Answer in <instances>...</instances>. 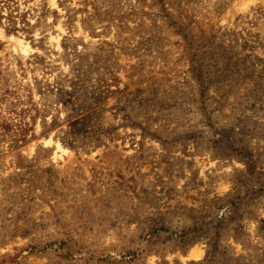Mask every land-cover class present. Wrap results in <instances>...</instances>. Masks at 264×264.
I'll return each mask as SVG.
<instances>
[{"label":"clouds","instance_id":"obj_1","mask_svg":"<svg viewBox=\"0 0 264 264\" xmlns=\"http://www.w3.org/2000/svg\"><path fill=\"white\" fill-rule=\"evenodd\" d=\"M6 3L0 2L5 17ZM19 3L24 10L23 0ZM165 3L171 6L168 12L163 4L151 11L154 18L162 17L156 22L166 32L165 21L174 23L168 13L183 5L181 10L205 28L214 25L218 32L258 40L256 55L264 57V0ZM49 6L55 8V0ZM60 25L52 37L55 44L48 46L58 54L49 51L44 64L16 66L17 60H35L28 55L33 51L44 56L39 49L26 48L15 57L10 46L0 52L15 74L10 94L0 86V157L12 162L0 170V264H264V71L257 77L243 75L219 40L214 44L209 38L207 48L200 44L193 50L191 32L177 24L180 34L171 39L186 42L182 50L190 55L181 65L179 95L163 105L169 111L149 115L138 103L122 101L121 107L113 98L107 108L117 105L121 117L114 119L101 103L108 93L100 77H108L95 62L105 38L94 40L83 30L69 34ZM17 27L26 25L17 21ZM61 34L75 47L65 52ZM15 39L0 27V41L10 45ZM135 120L146 125L151 137L146 153L155 165L149 168L170 162L171 169L150 172L141 181L147 190L139 196L101 180L96 196L81 193L62 212L57 202L58 214L38 219V201L29 205L38 195L36 185L32 179L21 183L20 177H38L62 156L70 160L90 152L88 160L103 158L107 149L97 146L98 138L110 139L114 126ZM127 131L142 135L138 127H121ZM157 184L165 191L157 192Z\"/></svg>","mask_w":264,"mask_h":264},{"label":"rangeland","instance_id":"obj_2","mask_svg":"<svg viewBox=\"0 0 264 264\" xmlns=\"http://www.w3.org/2000/svg\"><path fill=\"white\" fill-rule=\"evenodd\" d=\"M163 2L164 10L168 12L171 6L166 4L165 0ZM55 3L56 7L52 8L49 6L50 0H39V2L23 0L24 10H21L19 0H7L5 4V8L8 9L7 17L4 16V9H0V27L5 28L6 35L15 36L16 39L10 45L0 41V52H4L5 48L10 46L16 50L12 53L15 57L24 55L26 48L39 49L44 56H38L33 51L28 55L36 57L35 60H17L16 66L22 68L26 63L44 64L49 51L52 56L58 54L55 47L49 49L48 46L55 44L52 37L58 34L57 26L62 19L64 24L60 26L65 27L69 34L73 30H83L94 40L104 37L102 44L97 46L99 57L95 62L99 65V69L109 67L112 75L118 78V88L123 91L109 98L104 104L106 112H113L114 119L121 117L117 105L107 108L108 102L113 98L117 99V104L121 107L122 101L131 100L134 104L138 103L149 115L156 110L161 113L169 111L163 105L172 104L174 98L179 95V84L182 82L180 77L183 72L181 65L190 55L189 52L182 50L187 48L186 42L181 44L180 41L171 39V36L180 34L175 27L177 24L191 32L193 50L200 44H204L207 48L205 41L209 38L214 44L219 40V47L231 50V62L243 75L257 77L264 71L261 68L264 57L256 55L258 40L254 42L246 38L243 33L236 35L224 31L218 32L214 25L210 26V29L205 28L194 16L190 18L186 10H181L183 5H177L175 12L168 13L174 23L169 24L167 20L165 21L166 32V29L156 22L162 17L159 14L153 17L151 9L160 7L155 0H152L151 4L148 0H137L136 5H130L129 0H55ZM5 20L11 27L4 25ZM17 21L26 27H17ZM77 25L80 27L77 28ZM37 30L40 31L39 39L35 37ZM20 34H23L22 38ZM67 41L68 36L61 34L60 47L65 52L75 47ZM77 43L87 47L81 38H77ZM236 45H239V48H236ZM261 46L264 47V44ZM77 55L79 56V53ZM3 60L4 57H0V86H3L5 95H8L11 93L9 85L15 74L10 71L11 64L5 66ZM249 66L251 70L244 72ZM120 73H123V78ZM24 75L21 73V76ZM23 111L24 109H21V112ZM121 127L133 129L138 127L142 135L137 138L133 131L122 133ZM145 129L146 125L139 120L131 121L128 125L114 126V132L108 133L111 138L102 139L101 145L98 146L107 149L103 158L98 156L95 160H88L86 157L91 155L90 152L74 155L70 160L62 156L60 160L45 168L42 175L20 177L21 183L32 179L36 185L34 191L38 195L31 197L29 205H36L38 201L35 209L37 218L58 214L57 202L60 212L65 205L71 207L76 196L81 193L96 196L101 180L120 191L126 189L129 196L141 195L142 189L146 191L141 181L146 180L150 172L159 175L160 170L165 169L166 166L167 170H170L171 164L162 162L158 167L149 168V165H155V160L151 154L146 153L147 141L151 137L145 134ZM5 130H11V126L7 123ZM124 153H131L132 158L126 157ZM56 164L61 167H56ZM11 166L12 162L7 155L0 157V170ZM89 176L92 179H89ZM156 190L161 193L165 191L159 184Z\"/></svg>","mask_w":264,"mask_h":264},{"label":"trees","instance_id":"obj_3","mask_svg":"<svg viewBox=\"0 0 264 264\" xmlns=\"http://www.w3.org/2000/svg\"><path fill=\"white\" fill-rule=\"evenodd\" d=\"M155 1L158 2L159 6L161 4L164 5L163 0H155ZM101 68H103L105 75L108 77V79H105L104 77H100V80H101L102 84L104 86H106L107 93H108V94L103 96V99L101 101V103L105 104L109 98H111V97H113L119 93H122L123 91L118 88V83H119L118 78H116L115 76L112 75V72L109 70V67H101ZM97 71H99V67L97 68ZM101 143H102V139L98 138L97 146H100ZM72 147H74V145H72Z\"/></svg>","mask_w":264,"mask_h":264}]
</instances>
